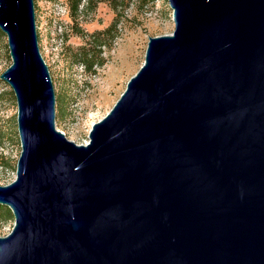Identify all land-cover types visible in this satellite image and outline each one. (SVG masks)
<instances>
[{
  "label": "water",
  "instance_id": "obj_1",
  "mask_svg": "<svg viewBox=\"0 0 264 264\" xmlns=\"http://www.w3.org/2000/svg\"><path fill=\"white\" fill-rule=\"evenodd\" d=\"M169 3L174 32L78 144L35 0H0L22 147L0 264H264V0Z\"/></svg>",
  "mask_w": 264,
  "mask_h": 264
},
{
  "label": "rangeland",
  "instance_id": "obj_2",
  "mask_svg": "<svg viewBox=\"0 0 264 264\" xmlns=\"http://www.w3.org/2000/svg\"><path fill=\"white\" fill-rule=\"evenodd\" d=\"M41 52L48 61L56 92V126L78 144L90 139L101 120L125 91L130 78L145 61L150 37L175 30L169 0H132L107 45L91 48L99 63L92 70L79 64V48L86 39L73 32L65 0H35ZM114 12L101 3L82 25L88 32L107 27ZM112 36V35H111ZM12 64L7 35L0 29V75ZM18 104L13 88L0 78V185L16 178L22 147L18 131ZM15 224L10 207L0 204V236Z\"/></svg>",
  "mask_w": 264,
  "mask_h": 264
},
{
  "label": "trees",
  "instance_id": "obj_3",
  "mask_svg": "<svg viewBox=\"0 0 264 264\" xmlns=\"http://www.w3.org/2000/svg\"><path fill=\"white\" fill-rule=\"evenodd\" d=\"M106 3L114 12L112 22L103 29H98L93 32H88L82 25V21H86V17L95 13L99 4ZM132 0H65V5L68 10L67 18L72 24L73 32L81 35L86 39L79 48L81 59L79 64L86 69L92 70L93 66L99 62L95 60L96 54L91 51V48H100L107 45L109 37H113L120 23V18L123 13L130 7ZM112 35V36H111Z\"/></svg>",
  "mask_w": 264,
  "mask_h": 264
},
{
  "label": "built area",
  "instance_id": "obj_4",
  "mask_svg": "<svg viewBox=\"0 0 264 264\" xmlns=\"http://www.w3.org/2000/svg\"><path fill=\"white\" fill-rule=\"evenodd\" d=\"M42 55H43V53H42ZM43 57H44V55H43ZM45 58V57H44ZM45 61H46V63L48 64V61H47V59L45 58ZM49 66V65H48ZM88 143V141L85 143V144H87Z\"/></svg>",
  "mask_w": 264,
  "mask_h": 264
}]
</instances>
